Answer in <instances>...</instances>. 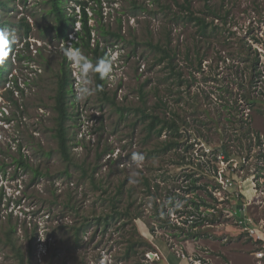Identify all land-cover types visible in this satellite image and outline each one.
<instances>
[{
  "label": "rangeland",
  "instance_id": "obj_1",
  "mask_svg": "<svg viewBox=\"0 0 264 264\" xmlns=\"http://www.w3.org/2000/svg\"><path fill=\"white\" fill-rule=\"evenodd\" d=\"M5 1L8 5L0 6V17L8 22L7 39L0 41V49L7 50L10 71L8 80L0 82V163H5L0 169L2 228L11 219L18 244L26 252L32 244L28 257L33 263L259 264L258 245L242 232L234 215L249 197L261 196L247 211L254 219L264 220V193H257L252 181L261 169L264 177V143L260 147L255 140L258 134L264 140V95L247 108L246 92L237 85L247 81L246 59L257 50L262 76L254 94L264 93V0H210L211 5L231 10L225 26L216 21L223 29H211L210 36L200 35L194 23L175 17L174 13H181L177 2L183 0H160L170 9L156 0H137L145 10L135 8L133 0H88L90 23L95 27L92 43L96 46L100 41L107 48V89L117 105L100 97L92 63L82 65L83 57L90 55L87 49L82 45L77 50L56 37L49 0ZM193 6L200 13L206 11L204 0H193ZM98 21L114 30L121 28L124 39L105 37ZM24 24L31 26V34H26ZM81 27L78 21L70 38L78 39ZM148 41L170 43L176 70L183 72L185 82L179 85L168 61H161V52ZM196 45L204 58L203 72H198ZM65 58L73 70L71 110L76 116L68 126L78 165L63 160L54 134L57 78ZM161 99L168 111L157 108ZM233 100L239 106L235 110ZM143 106L161 116L171 117L173 110L180 113L182 147L159 150L170 133L149 137L138 111ZM188 144L192 145L189 150ZM20 146L43 175L33 179V170L17 168L14 159ZM190 173L206 185L199 193L216 205L209 210L219 218L198 226L196 230L203 232L199 238L177 234L181 229L173 227L178 223L188 230L192 223L183 222L187 215L179 217L174 212L185 207L187 200L178 193L185 195ZM145 178L160 183L159 191L148 193ZM123 181L118 204L125 209L133 203L132 212L140 210L142 216L135 219L124 214L112 219L105 230L96 218L111 212L112 197ZM219 183L222 186L217 188ZM240 187L245 201L238 197ZM259 188L264 190V182ZM170 196L176 198V204L168 207L171 224L164 221L161 227L156 203L160 209L167 207ZM80 223L85 228L77 242L73 225ZM135 234L144 236L147 246L141 245L139 256L126 259L127 242ZM0 264H18L14 251L4 243L0 244Z\"/></svg>",
  "mask_w": 264,
  "mask_h": 264
},
{
  "label": "trees",
  "instance_id": "obj_2",
  "mask_svg": "<svg viewBox=\"0 0 264 264\" xmlns=\"http://www.w3.org/2000/svg\"><path fill=\"white\" fill-rule=\"evenodd\" d=\"M69 0H49L50 3V9L49 13L54 18V23L51 25L53 30L55 31V35L57 38H59L61 41L64 42H71L72 46L76 48L77 50H81L82 45L87 49L90 55L83 57L82 64L85 66L87 62H91V68L94 73V78L96 81V89L102 99H105L107 101H110L112 104L117 105L116 97L109 94V90L107 89V83H106V75L108 73V60H109V54L107 52L106 46H101V42L97 41L96 46H93V31L94 26L90 23L91 16L89 14L88 8L90 7V4L88 0H73L74 5H68L67 2ZM100 1V0H97ZM160 3L161 7H168L171 8V5L169 4H161L162 2L160 0H156ZM177 1V0H176ZM205 1V12L202 11L201 13L198 12L193 6V0H183V2H177L180 5V12L181 13H174L175 17L183 18L186 21L192 22L197 26V32L202 36H210L212 33V30L217 29H223L221 27L220 23H216L218 20L219 22L223 23L224 26L228 22V16L231 13V10L225 9L222 6L218 5H211L209 3L210 0H204ZM8 2L5 0H0V6H7ZM132 5L137 9H146V6L140 5L137 0H133ZM78 8L80 9L78 11ZM182 14V15H181ZM210 16H212V19H209ZM78 21H81L82 27L76 32L78 39L76 38H70V34L73 30H75L76 23ZM99 25L98 28L100 32L105 37H111L115 40L124 39V34L121 32V28H118L116 30L112 29V27H107L106 25L102 24L101 21H98ZM8 22L3 20L0 17V33H3L2 39H7V35L5 34V30L7 27ZM23 24V23H20ZM26 27V34H31V26L29 24H24ZM212 29V30H211ZM211 30V31H210ZM257 39V41L261 40L259 37H254ZM149 44L154 46L155 49L159 50L161 52V61H168L167 65L169 68H172L173 73L177 74V82L182 84L186 80L184 79V75L182 71L176 70L175 66V60L174 57L176 53L173 51V49L170 46V43H154L153 41H148ZM68 47V45H67ZM252 45L249 44V50H251ZM255 54L252 56V53L247 56V65L245 68L248 69V78L247 81L237 82V85L242 87L246 94L244 95L247 108H251L255 106L258 102L262 100L261 96L264 95V93H257L254 94L258 90V80L262 76V70L260 69V53L257 50H254ZM7 50L0 49V82L4 80L5 82L8 80L9 71L6 65L7 63ZM187 57L190 58V50L188 49ZM196 60L198 61V72H203V56L201 55L199 48H197L196 45ZM241 68V67H240ZM232 70V69H231ZM239 72V70L235 71V73ZM233 76V74H232ZM247 76V75H246ZM73 78V70L70 69L69 65L66 63V58L62 62L60 71L58 72V78H57V86H56V94H55V111L57 113V116L55 118V138L58 142V150L60 152L61 157L63 160L69 165V164H77L75 163V157L72 152V143H73V136L70 133V126H68L69 121L73 120L76 116V113L71 110V107L74 106L73 98L75 97L74 92V82L72 81ZM234 78V77H233ZM236 78L238 76L236 75ZM238 80V79H237ZM228 90H230V87H227ZM264 92V91H263ZM141 93L142 98L144 99L145 104V94L143 92V87H141ZM230 93H233V89L230 90ZM261 95V96H260ZM16 101V100H15ZM237 100H233L231 106L233 109H237L239 107L236 104ZM17 103V102H16ZM121 108V107H120ZM157 108H165L166 111L167 105L166 102H164L162 99L160 103H157ZM138 111L142 112V118L144 121H146V128H147V135L150 137L153 134H157L158 136H161L164 134V132H169L170 136L169 138L165 139L164 143L159 146L160 151H170L172 149H178L182 147L183 143H181V129L183 127V120L181 119L180 113L173 110V115L171 117L167 116H161L159 114L153 113V112H147L146 108L139 107ZM248 122V120H247ZM247 124H250L249 122ZM256 142L262 146L263 140L261 139V135H257ZM187 150L192 148L191 144H188L185 146ZM39 150L40 147L38 148ZM19 154L18 156L15 155L14 161L16 162L17 168L22 169H31L33 170V179L38 178L39 176L43 175L42 169L40 167H34L30 158L25 154L21 152V146L18 150ZM1 160V159H0ZM5 165L4 161L3 163H0V169L3 168ZM78 165V164H77ZM83 173L87 175V169H85L82 166ZM4 171V170H3ZM6 172V170L4 171ZM193 173H190L187 175L188 179H190V183L186 188H183V190L186 192L185 195H181L178 193V196L181 198L186 199V204L183 209V207H174V212L179 214L180 216L187 215L186 218H183L184 223H189L191 220L192 223L190 225V229H186L185 226L173 223L174 228L181 229V231L177 234L185 233L186 237H201L203 236V232L196 230L198 226H203L207 222H217L219 219L218 216H216L214 213H212L209 209L210 208H216V205L210 203L205 197H202V195L199 193V191L203 190V188L206 187V185L199 184V178L193 177ZM92 182L97 184L95 180V175H91ZM125 181H123L120 184V187L118 189V192L112 197V210L110 213L105 215H100L98 218H96V221H98L99 224L104 226V229L106 230L110 224L112 223V219H121L124 214H126L127 217L131 218H139L142 216V212L138 210V212L133 213L132 212V205L133 203H130L128 206L125 207V209H122L119 203V195L122 194L123 188H124ZM145 184L147 187V191L150 194H154L155 191H159L160 183H152V181L149 178H145ZM98 186V185H97ZM222 186L221 183L217 186ZM210 192V191H209ZM193 193V196H186V194ZM210 195L213 196L214 200L217 201L216 197H214L213 193L210 192ZM171 198L170 204L167 207H162L160 209V205L156 203V216L159 220H161V227H164V221L169 222L171 224V218L169 216L168 207H172L176 204L175 200L176 198H173V196H170ZM241 198H245L244 195L241 196ZM1 202L2 198H0V244H7L9 245L12 250L14 251V254L18 260V264H34L33 259L29 258L28 255L32 254V244L30 247V251L26 252L21 245L18 244V240L16 239V232L17 228L12 223L11 219H9L8 227L2 228L4 225L2 224L3 221V215H2V209H1ZM164 205V204H163ZM161 205V206H163ZM202 207H205L204 210H202ZM163 215L161 216V214ZM166 215V216H165ZM212 215L213 217H210ZM126 224V223H123ZM2 228V229H1ZM85 224H77L73 225V232L75 240L78 242L81 238V234L84 232ZM153 228H151L152 230ZM136 235V234H135ZM208 235V234H206ZM137 236V235H136ZM134 236V239H130L127 243V248L125 252V258H132V256H139L141 254V245L146 244L147 241L142 235H138L137 237ZM209 236V235H208ZM30 240L32 242L33 237L30 236ZM149 245L152 244L148 242ZM151 249V248H150ZM146 253V252H145Z\"/></svg>",
  "mask_w": 264,
  "mask_h": 264
},
{
  "label": "built area",
  "instance_id": "obj_3",
  "mask_svg": "<svg viewBox=\"0 0 264 264\" xmlns=\"http://www.w3.org/2000/svg\"><path fill=\"white\" fill-rule=\"evenodd\" d=\"M255 140H257V137ZM263 143H264V140H263ZM245 159L246 158L244 157V159L242 160V163L245 162ZM253 178H256V180H252L253 183L255 184L256 192L261 195L262 193H264V190L259 188V185L261 184V182H264L263 170L261 169L260 171H257V173H254ZM229 184L231 185L232 181ZM243 191L244 189L241 187L237 191L238 197L240 199H243L241 198L242 195L245 196V194L242 193ZM245 199H246V196L243 200L245 201ZM260 199H261V196L256 197V198L249 197L248 201L245 202L239 210H236V213L234 216H236L237 221L239 222V227L241 228L242 232L250 236L251 239H253V241L255 242V244L258 245V248L255 250V257L257 258L259 264H264V220L254 219L252 216L249 215L247 211V207L250 203H252L253 201L260 200ZM153 254L155 256L160 257L159 253H153Z\"/></svg>",
  "mask_w": 264,
  "mask_h": 264
},
{
  "label": "clouds",
  "instance_id": "obj_4",
  "mask_svg": "<svg viewBox=\"0 0 264 264\" xmlns=\"http://www.w3.org/2000/svg\"><path fill=\"white\" fill-rule=\"evenodd\" d=\"M3 36V33H0V37H2ZM83 65V64H82Z\"/></svg>",
  "mask_w": 264,
  "mask_h": 264
},
{
  "label": "snow or ice",
  "instance_id": "obj_5",
  "mask_svg": "<svg viewBox=\"0 0 264 264\" xmlns=\"http://www.w3.org/2000/svg\"><path fill=\"white\" fill-rule=\"evenodd\" d=\"M0 41H2V37H0Z\"/></svg>",
  "mask_w": 264,
  "mask_h": 264
},
{
  "label": "water",
  "instance_id": "obj_6",
  "mask_svg": "<svg viewBox=\"0 0 264 264\" xmlns=\"http://www.w3.org/2000/svg\"><path fill=\"white\" fill-rule=\"evenodd\" d=\"M151 255H152V256H154V254H153V253H151Z\"/></svg>",
  "mask_w": 264,
  "mask_h": 264
},
{
  "label": "crops",
  "instance_id": "obj_7",
  "mask_svg": "<svg viewBox=\"0 0 264 264\" xmlns=\"http://www.w3.org/2000/svg\"><path fill=\"white\" fill-rule=\"evenodd\" d=\"M179 264V263H178ZM183 264V263H182Z\"/></svg>",
  "mask_w": 264,
  "mask_h": 264
}]
</instances>
